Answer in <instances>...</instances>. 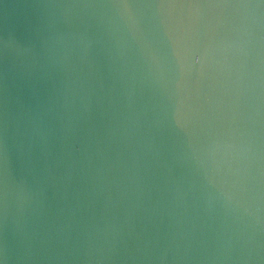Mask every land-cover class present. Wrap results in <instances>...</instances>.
<instances>
[{
	"label": "water",
	"instance_id": "95a60500",
	"mask_svg": "<svg viewBox=\"0 0 264 264\" xmlns=\"http://www.w3.org/2000/svg\"><path fill=\"white\" fill-rule=\"evenodd\" d=\"M0 264H264V0H0Z\"/></svg>",
	"mask_w": 264,
	"mask_h": 264
}]
</instances>
